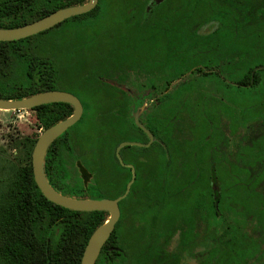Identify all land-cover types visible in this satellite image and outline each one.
I'll list each match as a JSON object with an SVG mask.
<instances>
[{
	"label": "trees",
	"instance_id": "1",
	"mask_svg": "<svg viewBox=\"0 0 264 264\" xmlns=\"http://www.w3.org/2000/svg\"><path fill=\"white\" fill-rule=\"evenodd\" d=\"M86 1L0 0V28L27 24L56 9ZM198 3H202V7L188 12L186 26L127 28L139 40L137 46L135 44L130 50H136L138 57L130 58L140 59L145 54H152L154 50L141 46L142 41L149 40L148 37L153 35H164L169 29L171 39L168 50L172 55L181 50L198 51L199 59L191 63L194 67L198 63L205 67L216 66V74L222 72V64L237 70L233 78L235 89L252 94L259 104L264 105V69L252 73L255 66L264 64V0H193L188 2V6L191 8ZM208 5L210 8H207ZM97 9L98 5L90 12L73 16L27 38L0 41V98L18 99L58 89L63 78L57 75V64L52 57L35 54L30 46V38L50 36L57 28L70 26L71 20L93 15ZM207 22L211 27L202 31L203 24ZM44 44L52 47L53 42L48 39ZM117 49L119 48L112 46L109 53H116ZM73 52L74 50L65 47L60 56L67 60ZM121 56L126 57L123 54ZM116 62L119 63L118 58ZM82 66L83 62L78 59L72 67L79 69ZM74 77L77 83L81 80L75 72ZM106 109L111 116L108 122L111 127L109 133H113L108 135L107 145L113 152L116 144L121 141L116 136L117 106L112 102ZM30 110L35 113L38 127L44 130L69 116L73 107L65 102H53ZM82 120L83 118L52 142L45 156L44 170L47 179L59 191L62 188L55 179L56 170L61 168L57 162L58 148L61 145L69 146V141H75L73 137L66 140L62 136ZM147 127L162 138L159 128L153 129L150 125ZM37 137L38 134H34L24 138V163L0 156V264H80L89 236L97 226L105 222L108 213L101 210H71L53 203L41 193L34 181L31 165V153ZM211 179L215 182L213 169ZM74 192L81 197L102 196L99 186L90 184L84 187L82 182H79L77 191ZM212 193L215 198H212ZM217 194L207 180L201 203L194 202L188 212V220H192V211L201 207L205 226L203 232H192V229L183 231L179 234L178 246L174 250L168 251L160 243L157 232L149 234L147 241L152 245L148 247L147 258L155 262L147 264H183L185 258L187 261L195 260L197 264H264L261 237L250 232L248 222L237 218V215L232 219L212 220L214 203L219 200ZM195 221L196 219L193 220ZM115 234L114 229L108 240H114ZM153 236L155 238L151 239ZM105 248L106 246L102 248V256L109 264L114 261L115 256L107 258L103 251Z\"/></svg>",
	"mask_w": 264,
	"mask_h": 264
},
{
	"label": "rangeland",
	"instance_id": "2",
	"mask_svg": "<svg viewBox=\"0 0 264 264\" xmlns=\"http://www.w3.org/2000/svg\"><path fill=\"white\" fill-rule=\"evenodd\" d=\"M115 2L99 0L93 15L73 20L70 26L52 31L50 35L55 42L52 47L43 43L47 35L30 39V46L38 56L53 52L61 55L65 47L74 50L70 59L62 56L58 61L62 78L67 68L81 59L83 66L77 71L78 77L83 79L91 75L102 82L91 86L87 83L79 88L87 109L79 123L82 133L78 135L88 137L82 141H70L76 149L73 152L63 148L62 161L68 178L60 183L61 190L69 192L74 187L80 178L78 167L81 164L88 167L86 171L96 170V162L101 161L99 156L104 151V128L97 122V113L103 110L102 93L107 88L102 84L120 85L129 93V116L140 121L149 116L170 120L173 137L183 150L173 163L172 174L176 178L182 176L186 167L183 152H194L197 142H201L203 186L208 180L209 167L214 164L216 176L211 185H217L215 192L219 191L222 196L218 202L220 214L217 216L212 211V220L232 219L237 215L249 223L250 232L261 237L264 245V105L259 104L252 94L235 89L233 78L237 70L222 64V72L216 74V66L191 65L199 59L198 51L181 50L170 57L148 53L140 59H131L130 53L122 57L120 49L109 53L112 46H122L119 41L122 28L115 20ZM203 25L202 31L211 27L209 22ZM169 82V98L164 103L147 100L152 86L163 89L161 86ZM59 83L67 84L64 79ZM108 90L117 94V89L109 87ZM136 97L138 103L134 105L132 99ZM41 131L35 113L30 109L0 110V156L24 163V138L39 135ZM204 227L203 222H199L197 233H202ZM175 240L176 236L169 245L170 249L176 248ZM184 263L197 264L195 260L186 259Z\"/></svg>",
	"mask_w": 264,
	"mask_h": 264
},
{
	"label": "flooded vegetation",
	"instance_id": "3",
	"mask_svg": "<svg viewBox=\"0 0 264 264\" xmlns=\"http://www.w3.org/2000/svg\"><path fill=\"white\" fill-rule=\"evenodd\" d=\"M115 4L117 6L115 20H117V26L122 28V34L119 39L122 46L118 47L123 55L125 53H130L131 57L138 55L136 50L132 52H130V50L134 48L135 44L137 46L139 40H137L127 28L155 26L170 28L173 25L186 26L188 23L187 18L189 17L188 12L199 10L202 7V3H198L193 4V6L189 8L187 0H116ZM72 21L73 20H71V22ZM58 29L60 28L56 30ZM52 36L53 35H47L43 40L47 41L51 39L52 42L55 43L53 38H51ZM148 38L150 39L144 42L142 41L140 45L146 46L149 50H154L152 54L156 55L162 53L165 57H170L171 52L168 50L171 39L169 29L165 31L164 35H153ZM46 57L53 58L55 64H57V75H60L58 68V61H61L60 59L62 58L60 54L57 55L53 52V54L47 55ZM73 64L74 63L67 68L65 72L66 75L64 74L63 77L67 84H59L58 90L71 92L79 98L83 107L81 117L78 120L80 121L84 118V111L87 107L86 103L80 97L79 88L84 87L87 83L91 86L102 82L99 81L100 79L98 77L94 78V76L91 75L83 79L80 78L81 80L78 83L75 82L73 72L77 75L79 73L77 72L78 69L72 67ZM169 84L170 82L161 86L163 89L152 86L148 93L149 97L147 100L151 103H164L169 98ZM102 85L107 86V88H104L102 93L104 97L102 102L103 110L97 113V122L100 124V127L104 128V151L99 156L101 161L96 162L97 165L94 172L86 171L88 167L86 168L85 165L81 164L80 167H78L80 178L75 181L74 187H72L69 192L56 190L62 194L77 198L117 199L119 217L114 226L116 231L114 236L115 239L108 240L110 236L107 238L101 247L95 264H108V262L103 260L102 256V248L104 246H106V248L103 251L107 258H111L113 255L115 256L114 261L111 263L109 262V264L152 263L155 261H151L147 258L149 255L147 252L148 247L152 245V243L147 241L149 239V234L154 235L155 232H157L160 243L164 245L168 251H172L174 249H170L169 245L172 244L175 236V245L177 248L179 234L183 231L187 232L189 229H192V232H197L199 222L202 223L201 207L195 212L192 211V220H188V212L189 209L193 207V203H201L204 196V176L201 171L203 149L201 148V142H197V148L194 152L192 150L183 152L187 161V163H185L186 167L184 166L185 170L182 176L176 178V175L172 174V167L174 165L173 163L178 159L182 147L178 145V142L173 137L170 120L167 117L149 116L145 121H140V119L129 116L131 110L127 98L129 97V93L126 92V89L120 85ZM234 85L236 84L234 83ZM109 87L117 89V94L116 92L113 93L109 91ZM132 101L134 105L138 103L137 97L132 99ZM112 102L117 106V120L115 121L117 124L116 136L118 139H121V141L116 144L113 152L108 149L107 145L108 135H112L113 133H109L111 132V127H109L108 122L111 116L107 114L106 109L108 104ZM130 125L131 127H129ZM148 125L153 129L155 127L159 128L162 131L161 136L163 139L155 135L154 132L147 127ZM138 128H140L146 136L142 135ZM79 133H82V130L79 124H77L76 127L63 135L62 139L67 138L66 140H69L73 137L75 142L77 140H86L88 136L83 135L85 138L83 139L82 136L78 135ZM124 142H133V144L121 146L117 155V147ZM63 148L70 152L76 150L73 145H61L58 148L57 162L61 166L58 171L56 170L57 176L55 179L58 185L68 178L67 169L62 161ZM98 167L100 171H98ZM211 169L214 170V164L210 165L208 171V182L213 188V185H211V182H213L211 179ZM79 182H82L84 187L90 184L99 186V191L102 196H77L74 194L76 193L74 191H77ZM217 196L219 200L214 203V207L217 216H219L218 202L222 198L219 191ZM212 198H215L214 193H212ZM194 219H196L195 222H193ZM154 238L153 236L151 239ZM184 260L183 264H185Z\"/></svg>",
	"mask_w": 264,
	"mask_h": 264
},
{
	"label": "water",
	"instance_id": "4",
	"mask_svg": "<svg viewBox=\"0 0 264 264\" xmlns=\"http://www.w3.org/2000/svg\"><path fill=\"white\" fill-rule=\"evenodd\" d=\"M97 3L98 0H87L82 4L56 9L51 13L27 24L12 28H0V41L19 40L40 33L69 17L89 12L95 8ZM259 69H264V64L255 66L252 73ZM53 102L68 103L73 107V111L69 116L42 130L38 135L31 153V165L34 181L41 193L48 200L57 205L76 211L101 210L108 213V217L105 222L97 226L89 236L81 256L80 264H95L102 245L110 236L119 217L117 199L77 198L62 194L49 183L44 172L45 155L49 146L62 133L74 125L81 117L83 107L79 98L71 92L52 89L18 99L0 98V110L9 111L31 109L41 104ZM126 144H133V142L121 143L117 147V155L119 148ZM216 189V185H213V191H216Z\"/></svg>",
	"mask_w": 264,
	"mask_h": 264
}]
</instances>
